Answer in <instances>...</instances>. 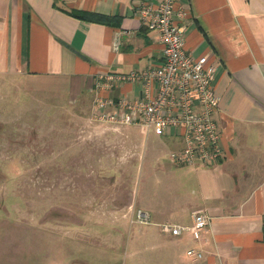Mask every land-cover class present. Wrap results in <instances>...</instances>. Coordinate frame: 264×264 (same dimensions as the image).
I'll use <instances>...</instances> for the list:
<instances>
[{
  "label": "crops",
  "instance_id": "obj_1",
  "mask_svg": "<svg viewBox=\"0 0 264 264\" xmlns=\"http://www.w3.org/2000/svg\"><path fill=\"white\" fill-rule=\"evenodd\" d=\"M140 5L141 0H0V75L12 77L16 87L88 104L90 115L100 94L139 97L138 82L111 90L98 83L107 69L130 72L162 62L160 32L140 17ZM177 7L185 12L178 18L186 25V49L207 54L217 66L220 103L214 117L224 156L208 165L176 164L170 152L184 139L151 131L156 136L147 141L136 205L152 221L138 224L133 245L146 255L158 252L149 257L152 264H264V0H180ZM199 210L211 217L199 239L160 227L166 221L189 224ZM191 247L204 257L191 258ZM8 258V264H65Z\"/></svg>",
  "mask_w": 264,
  "mask_h": 264
},
{
  "label": "rangeland",
  "instance_id": "obj_2",
  "mask_svg": "<svg viewBox=\"0 0 264 264\" xmlns=\"http://www.w3.org/2000/svg\"><path fill=\"white\" fill-rule=\"evenodd\" d=\"M13 83L0 75V264L10 255L152 264L159 253L133 244L141 169L156 135L95 121L88 104Z\"/></svg>",
  "mask_w": 264,
  "mask_h": 264
},
{
  "label": "built area",
  "instance_id": "obj_3",
  "mask_svg": "<svg viewBox=\"0 0 264 264\" xmlns=\"http://www.w3.org/2000/svg\"><path fill=\"white\" fill-rule=\"evenodd\" d=\"M179 1L141 0L140 17L160 32L163 60L145 70L102 71L98 83L102 90L135 82L142 90L134 99L127 94L98 95L91 118L113 127L140 125L160 136H181L184 144L170 152L171 160L180 165H208L224 156L222 133L214 117L220 103L214 84L217 66L207 54L196 56L186 49V25L178 18L185 12L177 7ZM115 47H119V41ZM136 216L140 223L152 221L151 214L142 208L136 210ZM210 223L209 214L199 210L189 224L166 221L160 227L173 235L188 232L199 239ZM187 254L194 260L204 257V252L195 247L189 248Z\"/></svg>",
  "mask_w": 264,
  "mask_h": 264
}]
</instances>
